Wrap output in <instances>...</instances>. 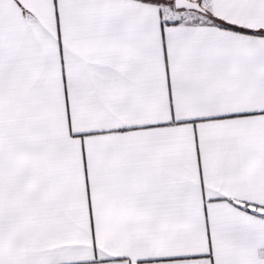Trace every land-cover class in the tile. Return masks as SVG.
I'll list each match as a JSON object with an SVG mask.
<instances>
[{"label": "snow or ice", "instance_id": "6c2138e0", "mask_svg": "<svg viewBox=\"0 0 264 264\" xmlns=\"http://www.w3.org/2000/svg\"><path fill=\"white\" fill-rule=\"evenodd\" d=\"M0 264H264V0H0Z\"/></svg>", "mask_w": 264, "mask_h": 264}]
</instances>
